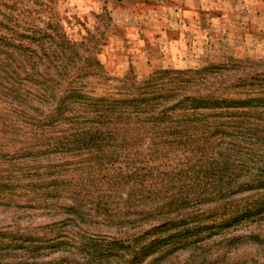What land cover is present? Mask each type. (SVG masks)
<instances>
[{
  "label": "trees",
  "instance_id": "16d2710c",
  "mask_svg": "<svg viewBox=\"0 0 264 264\" xmlns=\"http://www.w3.org/2000/svg\"><path fill=\"white\" fill-rule=\"evenodd\" d=\"M54 1L0 0V134L16 133L0 142V206L45 211L47 232H62L19 235L7 250L80 248L85 263L73 264L125 252L140 264L201 243L206 232L261 220L264 64L127 76L97 95L91 84L103 67L93 36L71 40ZM123 193L148 230L101 240L83 231L105 215L121 222V207L104 198ZM211 204L219 211L212 223Z\"/></svg>",
  "mask_w": 264,
  "mask_h": 264
},
{
  "label": "rangeland",
  "instance_id": "374dc122",
  "mask_svg": "<svg viewBox=\"0 0 264 264\" xmlns=\"http://www.w3.org/2000/svg\"><path fill=\"white\" fill-rule=\"evenodd\" d=\"M53 15L62 19L73 41L89 39L88 32L92 34L89 46L95 48L103 67V77L91 84L97 95L114 92L127 76L145 80L161 70H198L236 61L256 63L260 69L264 64V0H55ZM14 134H0V142ZM123 194V199L116 195L104 198L113 208L121 207V222L110 223L105 215L91 220L83 231L101 240L138 236L148 230L151 223L142 225L138 209L129 205ZM217 208L216 204L204 207L210 223L218 216ZM52 222L45 211L0 206V237H7L0 238V264H57L62 258H68L63 264L73 260L85 263L80 248L70 254L50 252L43 246L37 255L7 250L19 235L44 240L61 235L59 231L47 232L45 226ZM214 231L210 237L211 231L206 232V239L190 248L169 256L156 255L140 264H264V217ZM72 233L79 236L80 230ZM236 237L242 240L231 243ZM133 257L121 252L92 264H135Z\"/></svg>",
  "mask_w": 264,
  "mask_h": 264
}]
</instances>
